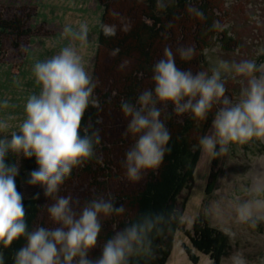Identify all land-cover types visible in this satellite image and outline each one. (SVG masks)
Here are the masks:
<instances>
[{"label":"clouds","instance_id":"1","mask_svg":"<svg viewBox=\"0 0 264 264\" xmlns=\"http://www.w3.org/2000/svg\"><path fill=\"white\" fill-rule=\"evenodd\" d=\"M157 8H166L164 0H157ZM187 11L203 18V12L191 5ZM110 15L119 20L121 31L131 30L126 17L115 10ZM100 29L105 37L117 34L116 24L101 23ZM63 34L84 45L89 43L87 23H81L78 30L66 26ZM119 51L117 48L110 54L115 56ZM260 53L264 54V49ZM195 54L192 45L181 46L176 52L165 47L163 57L152 67L154 88L142 91L135 103L122 100L120 110L128 120L123 135L135 141L122 161L130 182H139L146 170L162 163L171 133L161 114L169 104L176 115L191 113L198 121L206 120L214 105H223L214 115L211 133L199 138V147L213 157L226 154L233 145L264 143V64L258 65L254 59L222 60L211 69V75L208 71L194 73L190 68L177 66V56L190 61ZM222 70L241 85L235 102L225 96L227 88ZM33 72L40 86L39 94L28 97L26 116L19 131H12L10 139L9 135L0 137V245L7 249L22 237L26 240L16 251L14 264H129L131 257L150 254L152 233L163 232L174 219L172 213L144 214L107 239L98 257L90 255L98 244L102 218L122 215L126 208L117 205L111 194L107 198L95 196L81 204L71 193H59L73 170L94 156V145L101 143L99 130L89 134L84 128L85 134L81 135L89 106L101 108L94 94L99 81L86 71L83 57L71 45L62 47L45 61L36 62ZM3 106L8 107L7 101ZM9 127L8 122L0 121V132H7ZM10 152L25 158L35 157L38 167L29 173L27 182L41 186L44 196L54 201L47 205L48 219L54 227L40 225L29 229L24 195L16 187L19 168L6 163ZM249 192L253 199L241 203L237 209L241 223H248L257 215L264 216V199L259 198L264 193V184L253 181ZM227 261L249 264L239 251ZM0 264H4L2 253ZM259 264H264V258Z\"/></svg>","mask_w":264,"mask_h":264},{"label":"rangeland","instance_id":"2","mask_svg":"<svg viewBox=\"0 0 264 264\" xmlns=\"http://www.w3.org/2000/svg\"><path fill=\"white\" fill-rule=\"evenodd\" d=\"M103 9L108 7L107 24H116L120 30L119 20L112 18L110 13L115 10L126 17L131 23L142 18V8L133 0H0V14L21 19L25 27L31 30L28 37L20 39L3 38L0 40V121H6L10 127L0 136L19 131V125L25 119V105L32 94H39L40 86L36 83L33 67L38 61H45L58 54L65 46H73L83 57L86 71L98 80V88L103 94H109L108 105L100 110V121L103 148L97 156V166L92 171L83 165L73 170L72 176L61 187L60 195L72 194L79 198L80 203L91 200L95 196L108 197L115 200L120 192L130 193L143 185L150 170L142 174L139 182H130L125 175L122 161L125 152L133 145L134 138L125 137L128 120L116 107L117 93L121 88L123 78L135 68V60L125 58L117 63L116 58L104 48L97 46L94 28L99 23ZM212 17L221 30L229 32L228 37L234 41L231 51L216 40L209 42L207 47L197 49L191 38L180 40L175 44L161 46V55L165 47H171L173 52L181 46L192 45L196 54L191 60L200 59L197 71H208L218 67L220 61H240L254 59L256 63L264 64V0H212ZM81 23L89 26V43L84 45L79 41L65 37L66 26L78 30ZM179 59V56H177ZM222 78L226 81L225 96L235 102L240 93L241 85L234 82L222 70ZM151 83V81H149ZM7 101L8 107H4ZM217 109L222 104L215 105ZM212 131V129H211ZM210 131V133H211ZM209 133V134H210ZM264 155V143L253 142L244 146H230L226 154L219 155V164L213 168V156L203 151L199 162L193 190L184 213V223L191 229L195 219L206 213L213 224L223 231L232 233V253L242 252L249 264H259L264 258V216H254L248 223H241L237 209L243 202L253 199L249 189L253 183L251 176L255 161ZM253 167V168H252ZM217 175V183L211 199L206 197V187L210 174ZM25 177L23 193L25 197H37L42 202L40 222L45 227L55 225L48 219L47 205L53 203L43 194L39 185H30ZM187 195V191L183 196ZM259 198L264 199V193ZM111 216L102 218L109 219ZM183 245L191 247L188 238L178 232L175 236L174 248L167 264H193L184 251ZM199 257L198 264H211L210 259L194 250ZM230 255V256H231ZM223 264H228L227 259Z\"/></svg>","mask_w":264,"mask_h":264},{"label":"trees","instance_id":"3","mask_svg":"<svg viewBox=\"0 0 264 264\" xmlns=\"http://www.w3.org/2000/svg\"><path fill=\"white\" fill-rule=\"evenodd\" d=\"M133 2L142 8L143 16L135 22L129 32L117 31L114 37L103 35L100 24H107L108 11V7L103 9V5L99 9L102 12L99 23L94 28L97 46L104 48L109 54L114 49L120 50L117 55L113 56L117 63L125 58H132L136 62L134 70L123 78L121 88L117 93L116 107L119 110L122 100L135 103L142 91L154 88L152 67L163 57L161 46L164 44H175L187 39L188 36L197 49L207 47L212 40L223 45L227 51H231L233 47L234 41L228 37L229 32L221 30L220 27H214L218 23L212 17V0H164L166 4L164 9L157 8V0H133ZM189 5L202 11L203 18H197L188 13ZM30 34L31 30L25 27L21 19L7 18L0 14V40L5 37L20 39ZM176 62L179 68L184 70L190 68L193 72L200 65L199 58L190 61H182L179 58ZM94 94L99 99L101 108L96 109L89 106L84 116L81 135L85 134L84 128L88 129L89 134L99 130L101 143L94 145V156L84 164L88 171H92V167L97 166V156L105 151L100 132V110L108 105L110 99V95L103 94L98 87L94 90ZM158 106L162 107L159 104ZM216 111L217 107L214 105L204 121L195 120L191 113L176 115L171 104L162 111L161 120L171 133L163 161L157 168L150 171L141 187L130 193L120 192L115 196L116 204H123L126 212L122 215L113 214L111 218L102 220L103 228L97 247L91 252V256L98 257L107 239L132 222L141 219L144 214L160 212L172 213L174 219L163 232L152 233L151 253L131 257L129 264H167L178 232H182L190 242L191 247L183 245V248L193 264H198L200 261L194 250L207 256L211 264H223L224 260L231 255L232 237L222 229L213 226L206 213L195 219L191 229H187L184 223V213L190 198L189 193L193 190L195 174L203 154V150L199 147V138L210 133ZM219 162L218 156H215L213 168ZM6 163L18 166L19 174L15 178L16 187L23 193L25 177L38 167L35 157L25 158L22 154L16 155L10 152L6 157ZM217 180V175L212 172L206 187L208 200L213 196L212 192ZM186 191L187 195L183 196ZM24 206L29 229L43 225L40 222L43 211L41 200L37 197L24 196ZM25 243L26 240L22 237L14 241L7 249L0 245L4 264H14L16 251Z\"/></svg>","mask_w":264,"mask_h":264},{"label":"bare ground","instance_id":"4","mask_svg":"<svg viewBox=\"0 0 264 264\" xmlns=\"http://www.w3.org/2000/svg\"><path fill=\"white\" fill-rule=\"evenodd\" d=\"M251 176L257 184H264V155L255 161Z\"/></svg>","mask_w":264,"mask_h":264}]
</instances>
